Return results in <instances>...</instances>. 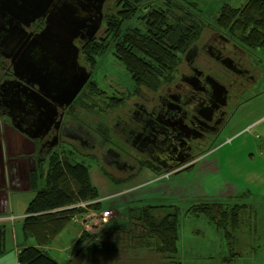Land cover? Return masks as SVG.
Segmentation results:
<instances>
[{
    "label": "rangeland",
    "instance_id": "rangeland-1",
    "mask_svg": "<svg viewBox=\"0 0 264 264\" xmlns=\"http://www.w3.org/2000/svg\"><path fill=\"white\" fill-rule=\"evenodd\" d=\"M128 1L132 3V6L125 4ZM247 1L107 0L104 5L101 29L95 40L93 39L88 44L90 46L83 49L82 63L93 69L90 83H94L95 92H97V86L107 90L104 94L110 95L113 91H115L113 94H123L126 90L130 93V88L137 87L129 75L127 66L117 58L115 47L121 41L123 42V38L129 32L138 35L135 30L145 28L146 17L154 8L165 9L170 3L182 4L189 8L196 5L192 10L194 15L192 21L196 25L200 24V34L193 43H198L201 36L207 35L208 24L216 25L221 8L225 4L241 7ZM131 7L133 11H128ZM122 19L120 36L115 37L114 31L108 33L107 22H115V20L120 22ZM39 25L42 28L45 27V24L40 23ZM37 27L36 29L39 28ZM192 32L196 33L197 30L193 29ZM123 45L126 47L128 44L123 42ZM127 48L130 47L127 46ZM260 53L264 58V52L260 51ZM183 54H179L181 59ZM160 79L164 80L166 77L162 76ZM260 101V104H257L258 100L252 99L232 114L228 125L213 138L204 154L196 158L190 171L179 175L158 174L156 168L149 162L146 166L147 170L142 175L117 178L113 175L101 177L98 169L92 166L90 167V180L97 191L95 198L101 202L102 209L93 205L89 206L90 199L70 200L71 202L65 208L85 210V216L75 221L81 223V232L92 234L96 240L101 239L106 225L113 228V226L123 227L127 224L129 206L135 209L145 206H174L179 209L180 213L179 257L184 264H264V162L260 154L255 151V142L251 136L254 132L249 130L242 132L246 124L252 123L263 115L264 96ZM223 139L224 141L217 144ZM225 139L228 140L225 141ZM72 161L78 160L72 158ZM89 163L92 164V162H86V164ZM26 192L22 195L24 205H28L35 196V192ZM69 197L66 194L60 200H66ZM80 202H82L81 205H79ZM211 204L231 207L246 204L252 208L243 213L248 225L244 224L238 231L239 234L237 233L240 235L242 244L237 243L235 247L241 250V255L234 247L233 251L238 255L231 256L223 228H218L206 215L195 213L199 206H210ZM58 209L63 210V208ZM161 209L165 210V208ZM108 211L112 213L107 218L102 217V214ZM25 214L27 212L23 210L22 215ZM14 216L16 215L12 214L10 217L13 218L15 230L17 229L21 235L22 224L17 222L18 219L15 220ZM115 220L117 221L113 224ZM71 227H78V224L74 223ZM40 229L44 230L41 232L43 234L47 228L40 225ZM141 230L143 229L129 233L126 230L105 236L102 239L105 240L102 252L92 254L84 250L72 264H158L165 261L168 256H162L161 253H157L153 248L140 242L138 237L141 235ZM12 232L14 235L15 231L12 230ZM7 234L8 241L10 235L9 232ZM80 234L77 229H73L70 234L65 232L62 236L59 235L53 246L51 243L44 247L50 250V254L59 262L67 263L72 258L71 251L74 246L71 249L69 247L74 241L76 242L72 235L78 239ZM122 235L124 238L121 241L119 238L115 239L116 236ZM13 245L10 250H14L17 246L15 243ZM58 245L59 249L55 250ZM105 249L110 251H104Z\"/></svg>",
    "mask_w": 264,
    "mask_h": 264
},
{
    "label": "flooded vegetation",
    "instance_id": "flooded-vegetation-1",
    "mask_svg": "<svg viewBox=\"0 0 264 264\" xmlns=\"http://www.w3.org/2000/svg\"><path fill=\"white\" fill-rule=\"evenodd\" d=\"M125 4L132 6L129 1ZM38 21L45 24L44 19H39L25 27L29 34L42 31ZM207 28V35L184 49L187 51L173 74L149 87L130 88V93L126 90L123 94H104L107 90L98 86L95 92L94 83H90L93 69L82 63L83 49L91 41H76L80 48L78 62L91 72V77L69 106L56 104L55 110L52 103L47 104L45 113L40 114L42 127L33 128V135L38 138L32 140L37 144L32 172L38 170V159L46 158V171L63 160L67 165L85 166L89 178L92 166L101 177H135L147 170L149 162L156 173L171 174L163 164L175 159L166 161L159 157L164 153L179 155L178 161H184L173 174L190 171L196 158L228 125L231 115L264 92V58L260 53L264 49L246 46L241 41L243 34L227 24L216 22ZM223 60L230 66L224 65ZM17 82L11 61L0 55V114L8 112L6 105L16 92L32 96L38 91L36 86L27 88ZM214 83L223 86L225 93L212 104ZM24 110L26 113L28 108ZM153 149L158 154L154 155Z\"/></svg>",
    "mask_w": 264,
    "mask_h": 264
},
{
    "label": "trees",
    "instance_id": "trees-1",
    "mask_svg": "<svg viewBox=\"0 0 264 264\" xmlns=\"http://www.w3.org/2000/svg\"><path fill=\"white\" fill-rule=\"evenodd\" d=\"M194 7L196 5L189 8L182 4L170 3L165 9L154 8L146 17L145 28L135 30L138 35L129 32L123 38L124 44H128L127 46L130 48L124 47L122 41L116 45V56L123 65L127 66L129 75L137 87L145 85L149 87L162 76L167 77L174 73L175 67L179 63V54H183L184 49L196 41V37L198 38L200 34V24L196 25L192 21ZM128 11H133V9ZM122 21L123 19L120 22L117 20L115 22L108 21L106 24L108 33L114 31V36L119 37ZM40 23L44 24V21ZM217 23L218 25L227 24L242 33L241 41L246 46L264 49V0H248L241 9L225 4L221 8ZM193 29H196L197 32H192ZM89 46L87 44L84 50ZM46 162V158H39L38 170L31 173V182L36 188V194L27 206L30 216L22 221L24 236L30 239L34 238L37 245L22 248L18 253L17 264H72V260L67 263L59 262L45 252L42 246L47 245L60 233L74 216L85 210L78 208L44 213L67 205L71 201L95 198L97 195L85 166L67 165L61 160L46 171L44 164ZM61 190H63L62 193ZM66 194L70 196L66 199L67 201L60 200ZM91 205L102 209L101 202ZM200 207L201 209H199ZM229 207L222 204L199 206L195 213L206 215L218 228L225 230L231 256H237L241 255V250L235 245L242 244L238 231L244 224L248 225L243 213L246 210H252V208L246 204ZM161 208H165V210ZM127 211L129 214L127 224L123 227L113 226V228L106 225L101 239L95 240L92 234L82 232L72 254L79 255L84 250H88L92 254L102 252L105 241L102 239L105 236L122 233L126 230L129 233L142 228L141 235L138 237L140 242L153 248L157 253H161L162 256H168L165 261L158 264H184L179 257L180 213L178 208L169 205L145 206L135 209L129 206ZM40 225L47 228L43 234L41 232L44 230L40 229ZM7 232L9 230L6 225L0 223V256L7 250ZM117 238L121 241L124 236H116L115 239ZM234 247L238 254L234 253Z\"/></svg>",
    "mask_w": 264,
    "mask_h": 264
},
{
    "label": "water",
    "instance_id": "water-1",
    "mask_svg": "<svg viewBox=\"0 0 264 264\" xmlns=\"http://www.w3.org/2000/svg\"><path fill=\"white\" fill-rule=\"evenodd\" d=\"M106 1L0 0V55L11 61L17 83L38 88L32 96L16 92L9 98L8 112L3 115L29 139L38 138L33 135V128L42 127L40 114L45 113L47 104L52 103L55 110L56 104L69 106L89 81L91 72L80 66V48L75 42L83 44L95 39L103 23ZM39 19L45 20V27L36 35L29 34L25 27ZM213 57L220 60L219 56ZM222 63L230 66L226 60ZM214 89L212 104L225 93V88L217 83ZM25 125L27 128H23ZM152 153L158 154L154 149ZM153 157L157 160V156ZM159 157L166 161L175 159L163 164L170 173L178 172L184 162L178 161L179 155L170 153Z\"/></svg>",
    "mask_w": 264,
    "mask_h": 264
},
{
    "label": "crops",
    "instance_id": "crops-1",
    "mask_svg": "<svg viewBox=\"0 0 264 264\" xmlns=\"http://www.w3.org/2000/svg\"><path fill=\"white\" fill-rule=\"evenodd\" d=\"M262 90H263V87L260 88L259 91H262ZM263 96H264V92L260 94V96H258L256 99H254V100H258L257 104H260L261 102L260 99ZM262 114H263L262 116L256 118L252 123L246 124L242 132H244L245 130L254 132V134L251 136L255 142V146H254L255 151L257 154H260L264 162V113ZM231 118H232V115L229 118V121ZM251 126L254 127V129H252ZM226 140L228 139H225V141ZM222 141H224V139L219 141L217 144L221 143ZM258 142L261 145H259ZM34 143L35 142H33L31 139L22 135L21 132L16 130L12 126L11 120L8 117H6L3 114H0V223H3L6 225V227L9 230V235H10L9 240L7 241L6 253L0 256V264H17L18 263V259H17L18 253L22 248H24L25 246H29V245H37V242L35 241V239H30L24 236L22 227L20 230V232L22 233L21 235L17 229H16L17 230L16 232L15 227L13 225L14 222H12L13 218L10 217L12 214L16 215L14 216L15 220L18 219L17 222L19 221L22 224V221L27 216V214L22 215V213H23V210L27 212V206H28V205H24L22 201V195L23 193H27L26 191H32V192H35L36 194V190H35L36 188H34L32 185L31 175H30V172H32V170H34L35 168L37 144L36 143L34 144ZM88 199L95 200V202H98L97 198H94V199L88 198ZM234 206H237V205H234ZM226 207L229 208V206H226ZM62 208L63 210L58 209L56 211H52L49 213L61 212L65 210H72L71 208H65V207H62ZM85 214L86 212L84 211L83 213H80L74 216L71 219V222L68 223L64 227V229L60 233H58L49 243H47V245H50L52 243V246H53L55 241L59 237V235L62 236L65 232L70 234L73 231V229L75 230L77 229L79 231V234L80 233L82 234L81 223L75 220L80 217L85 216ZM82 220L83 219H81V221ZM116 221L117 220L113 221V224H115ZM74 223L78 224V227H71V225ZM12 230L15 231L14 235H13ZM72 236L75 237L76 242L74 241L70 245L69 247L70 249L73 246L75 247L78 239L80 238V236L78 239L76 238L75 235H72ZM14 243L17 245L16 248H14V250H10L11 247L14 246L13 245ZM59 245L57 246V249L55 250L59 249ZM44 246H42V249L45 252L50 254V250H46ZM77 257L79 256L76 254L75 255L72 254L71 260L75 262ZM53 258L58 260L55 257Z\"/></svg>",
    "mask_w": 264,
    "mask_h": 264
},
{
    "label": "built area",
    "instance_id": "built-area-1",
    "mask_svg": "<svg viewBox=\"0 0 264 264\" xmlns=\"http://www.w3.org/2000/svg\"><path fill=\"white\" fill-rule=\"evenodd\" d=\"M82 203V202H81ZM81 203L79 204V205H81ZM94 204V203H97V202H95V200H90L89 202H88V204ZM110 213H112L111 211H108V212H104L103 214H102V217H104V218H107V216H109V214ZM30 216V214L27 212V216H26V218L27 217H29ZM106 216V217H105Z\"/></svg>",
    "mask_w": 264,
    "mask_h": 264
},
{
    "label": "clouds",
    "instance_id": "clouds-1",
    "mask_svg": "<svg viewBox=\"0 0 264 264\" xmlns=\"http://www.w3.org/2000/svg\"><path fill=\"white\" fill-rule=\"evenodd\" d=\"M93 199H94V198H93ZM49 212H52V210H51V211L49 210L48 213H49Z\"/></svg>",
    "mask_w": 264,
    "mask_h": 264
}]
</instances>
